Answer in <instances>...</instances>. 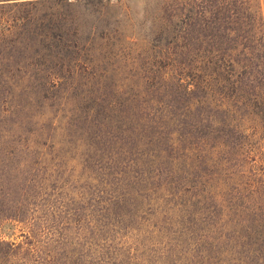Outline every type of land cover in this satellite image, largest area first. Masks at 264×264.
Here are the masks:
<instances>
[{
  "label": "trees",
  "instance_id": "16d2710c",
  "mask_svg": "<svg viewBox=\"0 0 264 264\" xmlns=\"http://www.w3.org/2000/svg\"><path fill=\"white\" fill-rule=\"evenodd\" d=\"M80 2L0 0V264H151L144 232L178 264H264V177L221 163L220 102L247 90L233 50L205 49L197 19L154 39L142 81H84L92 35L62 31Z\"/></svg>",
  "mask_w": 264,
  "mask_h": 264
},
{
  "label": "rangeland",
  "instance_id": "374dc122",
  "mask_svg": "<svg viewBox=\"0 0 264 264\" xmlns=\"http://www.w3.org/2000/svg\"><path fill=\"white\" fill-rule=\"evenodd\" d=\"M80 1L75 6H62L66 14L62 31L74 33L79 29L85 36L92 35L86 44L90 61L82 64L88 68L84 81L114 84L142 81L144 76L139 68L151 53L154 39L160 34L181 33L188 25L186 23L192 24L197 19L202 31L208 35L202 44L205 49L217 46L232 49L234 60L230 61L228 55L220 63L228 70L233 63L238 73L242 72L240 78L247 84V90L246 95L239 98L245 100L242 110L232 105V100L222 98L220 102L224 110H231L222 115L228 120L226 130H236L231 142L226 140L228 138L221 139V163L224 172L231 173L234 178L255 180L264 177V0ZM236 5L241 7L247 21L241 32L235 24ZM216 31L229 39H224L223 44L216 43L213 37ZM240 33L247 37L250 34L252 38L244 41L241 36L239 40ZM228 150L232 158H229ZM6 225L8 227L2 229L3 239L16 243L28 240L26 225L18 222H7ZM142 235L143 241L153 249L151 264H178L177 258L175 261L169 256L165 260L163 250L168 238L149 237L145 232Z\"/></svg>",
  "mask_w": 264,
  "mask_h": 264
}]
</instances>
